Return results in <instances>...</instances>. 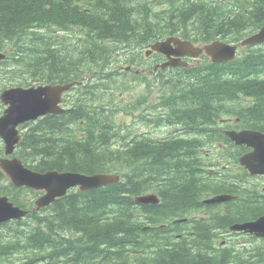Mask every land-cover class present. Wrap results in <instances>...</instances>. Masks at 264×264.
<instances>
[{
  "label": "trees",
  "instance_id": "obj_1",
  "mask_svg": "<svg viewBox=\"0 0 264 264\" xmlns=\"http://www.w3.org/2000/svg\"><path fill=\"white\" fill-rule=\"evenodd\" d=\"M263 25L264 0H0V51L8 54L10 84L27 83L28 75L84 83L93 74L92 83L78 85L81 97L71 110L28 123L18 157L38 171L122 174L117 183L73 189L32 211L38 193L14 186L0 170V193L29 209L23 219L0 223V264H264V239L236 237L237 247L217 237L264 214V201L252 203L264 191L235 189L248 181L245 169L237 181L228 171L207 170L238 164L247 151L225 134L222 118L240 117L238 128L264 132V43L228 62L204 56L188 67L140 74L117 66L138 64L146 46L169 35L238 42ZM160 58L154 54L153 61ZM138 85L146 94L129 112L156 92L158 113L147 120L163 127L165 138L121 132L118 110L128 104L120 94ZM150 190L161 203L135 201ZM219 192L244 197L228 201L223 212L202 202ZM198 211L211 216L191 218Z\"/></svg>",
  "mask_w": 264,
  "mask_h": 264
},
{
  "label": "water",
  "instance_id": "obj_2",
  "mask_svg": "<svg viewBox=\"0 0 264 264\" xmlns=\"http://www.w3.org/2000/svg\"><path fill=\"white\" fill-rule=\"evenodd\" d=\"M264 42V26L246 37L241 45H255ZM238 45L224 40H216L203 47L196 46L190 40L180 37H171L158 41L152 45V49L163 53L168 61L160 66H187L184 56H199L204 51L212 57L213 61L233 60L237 54ZM150 53V50L148 51ZM7 58V54L0 51V61ZM74 83L45 84L37 87L24 88L12 87L1 94L2 101L8 104L3 116H0V137L5 142V152L10 155L21 140L18 126L22 123L36 120L46 114H57L63 111L60 103L63 101V93L69 90ZM227 134L237 144H247L253 150L244 154L240 162L253 174L264 173V132L258 130H228ZM0 168L9 176L14 185L28 186L46 192L35 201L34 210L49 205L58 197L67 194L72 187L80 185L81 190L92 189L101 185L118 182L121 175L118 173L87 174L77 171L49 170L40 172L24 164L14 156L12 158H0ZM229 194H220L205 200L206 203H215L231 199ZM159 197L155 194L136 196V201L141 203L156 204ZM27 210L14 204L7 195L0 194V223L10 219H21L27 215ZM233 230H244L264 237V216L257 220L238 223L231 227Z\"/></svg>",
  "mask_w": 264,
  "mask_h": 264
},
{
  "label": "flooded vegetation",
  "instance_id": "obj_3",
  "mask_svg": "<svg viewBox=\"0 0 264 264\" xmlns=\"http://www.w3.org/2000/svg\"><path fill=\"white\" fill-rule=\"evenodd\" d=\"M159 55L161 56V57H163V58H165V60H166V57L164 56V55H161L160 53H159ZM205 56V54H202L200 57H198V58H193V57H187L186 59L188 60V61H190V62H199V61H201L202 60V58ZM8 79H9V76L8 75H6L5 74V68L2 66V65H0V89L1 88H3L6 84H7V81H8ZM37 84H39V82H35V79L30 83V85L29 86H32V85H37ZM71 92H68V93H66V94H64L63 95V103H62V106H64V108H66V109H70L71 107V104H72V101H71V99L69 98V97H71ZM3 106V107H2ZM6 107L3 105V104H1L0 103V116H1V114L3 113L2 111H4V109H5ZM236 121H237V126H234V128H237L238 127V124H239V122L241 121V118L240 117H237L236 118ZM227 123H232V118H229V121L227 120H225V122H224V124H227ZM185 129V126H182L181 127V131L182 130H184ZM23 132V131H22ZM1 145H2V139H0V150L2 149L1 148ZM1 153H2V151H0V155H1ZM223 168H226V167H223ZM235 168V172H234V174H233V176H234V178H235V181H237V177L239 176V174L241 173V167L239 166H236V167H234ZM234 186H235V189L237 190V191H239V189L240 188H244V184H243V182H235L234 183ZM263 189H264V187H263ZM240 193V192H239ZM236 196V198L241 202V200L243 199V197L244 196H242L241 194H236L235 195ZM262 198H264V196L262 197ZM262 198H258L257 200H254L252 203H256V201L257 202H261V201H264ZM252 203H250V204H252ZM216 207H218V208H223V207H226L227 206V204L226 205H224V204H219V205H215ZM218 214H220L219 216H221L222 217V215H223V213H218ZM261 215H263V214H256V215H254V216H251V217H247L246 218V220H244V221H241V222H245V221H250V220H256L257 218H259ZM242 236L244 237V240H245V242L246 243H251L255 238H257L258 240H261V239H264V238H260V237H258V236H256V235H254V234H242Z\"/></svg>",
  "mask_w": 264,
  "mask_h": 264
},
{
  "label": "rangeland",
  "instance_id": "obj_4",
  "mask_svg": "<svg viewBox=\"0 0 264 264\" xmlns=\"http://www.w3.org/2000/svg\"><path fill=\"white\" fill-rule=\"evenodd\" d=\"M243 51H244V49H242L240 52H243ZM123 56L124 55H122V57ZM125 65H127L125 60H122V61L119 60V62L117 63V66L118 67H124ZM155 94L156 93L153 94L152 98H154V95ZM138 95L141 96V90H138V91L132 90L131 93L126 96V98L127 99L132 98L133 101H134V100L137 99ZM127 104L129 106V103L128 102H127ZM130 107L131 106H129L128 109H130ZM117 120H118L119 125L122 126L124 129H127L128 128V129H130L132 131H135V130H140V129H142V127H144L143 124L140 126L141 123L134 122L135 121V115L134 114H131V113H127V111L121 112L119 114ZM256 178H258V179L257 180H254L253 182H258L259 184H260V182H264V178L262 176L256 177ZM244 203L245 202H243L242 204H244ZM248 205H250V204H248ZM235 206H236V204H235Z\"/></svg>",
  "mask_w": 264,
  "mask_h": 264
},
{
  "label": "bare ground",
  "instance_id": "obj_5",
  "mask_svg": "<svg viewBox=\"0 0 264 264\" xmlns=\"http://www.w3.org/2000/svg\"><path fill=\"white\" fill-rule=\"evenodd\" d=\"M6 62H7L6 60H3V61H2L3 64H6ZM7 196H8V195H7ZM226 203H227V201H224V202H223L224 205H225ZM26 210L29 211V209H26ZM31 210L34 211V208H32ZM223 211H226V207H225L224 209H222V212H223ZM234 238H236V237H234ZM254 240H255V241H258L257 238H255Z\"/></svg>",
  "mask_w": 264,
  "mask_h": 264
}]
</instances>
